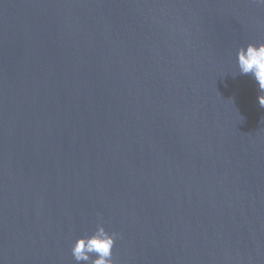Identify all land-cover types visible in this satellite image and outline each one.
I'll use <instances>...</instances> for the list:
<instances>
[{
  "label": "water",
  "instance_id": "1",
  "mask_svg": "<svg viewBox=\"0 0 264 264\" xmlns=\"http://www.w3.org/2000/svg\"><path fill=\"white\" fill-rule=\"evenodd\" d=\"M250 43L264 0H0V264H264Z\"/></svg>",
  "mask_w": 264,
  "mask_h": 264
},
{
  "label": "clouds",
  "instance_id": "2",
  "mask_svg": "<svg viewBox=\"0 0 264 264\" xmlns=\"http://www.w3.org/2000/svg\"><path fill=\"white\" fill-rule=\"evenodd\" d=\"M237 63L241 75H250L258 83L260 93H264V43L248 44L246 48L237 51ZM259 106L264 108V94L258 96ZM116 233H107L103 227L98 226L90 238L78 239L73 248L72 256L75 261H90V264H113L112 248ZM94 254L98 258L90 260Z\"/></svg>",
  "mask_w": 264,
  "mask_h": 264
}]
</instances>
